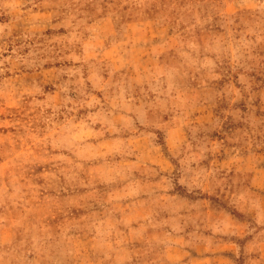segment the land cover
Segmentation results:
<instances>
[{
    "label": "rangeland",
    "instance_id": "1",
    "mask_svg": "<svg viewBox=\"0 0 264 264\" xmlns=\"http://www.w3.org/2000/svg\"><path fill=\"white\" fill-rule=\"evenodd\" d=\"M0 264H264V0H0Z\"/></svg>",
    "mask_w": 264,
    "mask_h": 264
}]
</instances>
